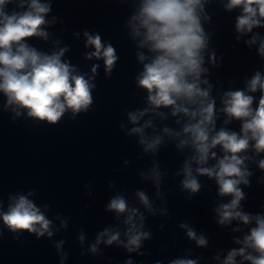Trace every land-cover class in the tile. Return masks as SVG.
Listing matches in <instances>:
<instances>
[{
	"label": "water",
	"instance_id": "1",
	"mask_svg": "<svg viewBox=\"0 0 264 264\" xmlns=\"http://www.w3.org/2000/svg\"><path fill=\"white\" fill-rule=\"evenodd\" d=\"M51 2L47 14L49 24L45 31L48 39L30 38L27 42L38 51L51 54L67 47L62 60L69 61L78 72L91 76V67L98 64L93 90L95 103L87 113L70 119L65 113L55 126L36 121L26 111L17 117L9 107L5 110L6 97L0 93V211H6L10 196L33 195L28 198L52 221L50 230L37 238L34 233H13L0 222V264H172L174 260H193L196 264H224L229 251L243 247V239L249 234L255 221L245 225L232 220L226 225L217 223L215 211L221 204L229 203L230 196H220L219 186L214 178L197 176L201 189L190 195L182 189L183 165L194 154L190 146L178 148L180 139L163 132L165 127L182 132L188 117L172 116L170 108H160L163 116L147 113L137 125L128 120L130 111L149 107L147 93L137 88L135 77L143 70L137 53L151 54L146 48H139L140 37L131 36L128 21L137 11L140 0H41ZM227 0H209L205 12L211 17L202 25L209 34V46L205 52L208 68L207 79L212 85L210 95L216 100V131L221 128L240 132L241 122L231 120L220 111L221 97L229 90H245L246 82L256 71L264 75V59L258 55L259 40L248 46L246 40L254 34L264 37V27L254 28L252 33L236 37V17L240 9L231 12L225 9ZM15 9L14 4L6 6L7 11ZM99 33L102 41L110 42L119 57L110 79L105 78L104 61L86 54L94 51L85 47L83 33ZM57 41L59 43L57 44ZM216 54V65L209 63L208 56ZM147 62V61H145ZM202 88L207 85H201ZM256 97L260 92L248 93ZM151 120L152 126L144 129L145 136L162 137V143L155 152H145L139 143L140 135H129L133 127ZM179 120L180 123L176 121ZM212 151L223 155L219 146ZM251 157L245 161L252 173L248 177L250 186L241 184L245 199L240 208L251 215H264V171L258 161L264 153L257 155L250 147L244 153ZM210 159L205 167L214 166ZM153 167L161 173L159 186L152 176ZM193 175L197 165L192 164ZM144 192L151 210L139 200L137 193ZM116 196H122L129 208H136L138 214L134 223L140 231L149 233V239L142 240L140 247L128 252L125 234L128 225L124 223L128 213L117 214L108 210V204ZM186 224L197 237L203 235L208 243L204 247L187 236ZM105 230L119 232L121 244H106L107 236L97 244V237ZM83 236V240L80 237ZM236 241H241L237 243ZM60 247L57 248L56 245ZM97 252L91 251L92 246ZM252 252L247 249L246 254ZM253 255L256 253L252 252ZM235 264H250L242 257L235 258Z\"/></svg>",
	"mask_w": 264,
	"mask_h": 264
},
{
	"label": "clouds",
	"instance_id": "2",
	"mask_svg": "<svg viewBox=\"0 0 264 264\" xmlns=\"http://www.w3.org/2000/svg\"><path fill=\"white\" fill-rule=\"evenodd\" d=\"M207 3L209 0H140L128 26L133 38L140 37L138 47L146 48L151 54L137 53L143 70L135 77L136 87L147 93L149 107L128 112V120L137 125L150 111L163 116L162 112L156 111L160 108H170L174 117L181 114L188 117L182 132L172 131L168 127L163 129L164 133L176 138L185 136L186 139H180L177 147L190 146L195 152L183 165L182 189L190 195L197 194L201 189L197 176L214 178L219 186V195L231 197L229 203L215 209L219 217L217 223L226 225L232 220H239L247 225L255 221V227L242 241L243 247L229 251L224 264H235L237 256L250 264H264V215L237 210L240 202L246 198L239 186H250L248 177L252 175L245 165V161L251 157L244 153L250 147L257 155L264 153V75L256 71L246 82V91L224 92L221 97L223 107L220 109L227 116L224 123L237 120L241 122V128L239 133L224 128L216 131L217 108L216 100L210 95L212 85L207 79H201L209 72L208 68L203 67L210 40L202 25V18L204 21L211 20L205 12ZM10 4H14L15 9L7 11L6 6ZM51 9V2L41 0H0V93L6 97L5 110L11 107L17 117L26 111L33 120L55 126L67 112L71 113L70 119H75L77 115L87 114L91 110L95 103L93 90L97 87L92 81L98 75L99 65H92V75L88 76L87 73L78 72L69 61L62 60L67 47L48 54L28 44L27 41L33 37L48 39L45 26L49 24L46 16ZM225 9L229 12L240 9L235 22V31L240 34L236 37L237 41L240 36L252 33L254 28L264 27V0H227ZM83 35L86 38L85 47L94 49L85 58L102 59L105 78L110 79L119 59L116 48L110 42H103L99 33L85 31ZM258 40V55L264 59V37L254 34L245 44L251 46ZM208 60L213 66L216 65L214 50ZM202 84L207 87L202 88ZM257 91L260 96L253 107L256 97L248 93ZM176 122L180 123L179 120ZM151 126L152 121L148 120L141 126L133 127L129 133L140 135L139 143L144 146L145 152L157 151L162 143L160 136H145L144 129ZM218 146L223 152L220 157L212 151ZM210 159L216 160L215 165L205 167ZM193 163L197 165L196 175H193ZM258 167L264 171V159L258 161ZM151 171L159 186L161 173L157 167ZM31 195L32 191L27 195L10 196L7 210L0 211V222L13 233L26 231L34 233L37 238L47 233L51 237L52 221L28 198ZM137 196L151 210L145 193L138 192ZM107 207L117 214L128 213L124 220L129 226L125 233L128 240L123 245L128 252L137 250L142 240L149 239V233L140 231L144 217L140 216L141 224L137 227L134 217L138 210L129 208L122 196L111 199ZM181 227L188 228L186 224ZM104 236L108 237L104 241L108 245L121 244L120 233L109 230L99 234L97 244ZM187 236L200 247L208 243L203 235L197 237L191 228H188ZM80 239L83 240V236ZM247 249H252L256 255L252 252L246 254ZM91 251L96 253L97 247L93 245ZM127 264H131V261H127ZM172 264L196 262L178 259Z\"/></svg>",
	"mask_w": 264,
	"mask_h": 264
}]
</instances>
